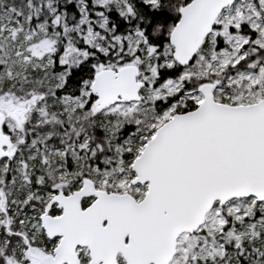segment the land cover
Here are the masks:
<instances>
[{"label": "snow or ice", "instance_id": "snow-or-ice-1", "mask_svg": "<svg viewBox=\"0 0 264 264\" xmlns=\"http://www.w3.org/2000/svg\"><path fill=\"white\" fill-rule=\"evenodd\" d=\"M0 264H264V0H0Z\"/></svg>", "mask_w": 264, "mask_h": 264}]
</instances>
